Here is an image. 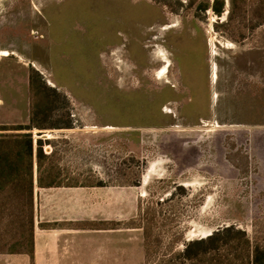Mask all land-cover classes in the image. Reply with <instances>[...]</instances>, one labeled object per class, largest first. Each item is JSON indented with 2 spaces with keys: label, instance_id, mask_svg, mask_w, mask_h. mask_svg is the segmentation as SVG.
Masks as SVG:
<instances>
[{
  "label": "rangeland",
  "instance_id": "374dc122",
  "mask_svg": "<svg viewBox=\"0 0 264 264\" xmlns=\"http://www.w3.org/2000/svg\"><path fill=\"white\" fill-rule=\"evenodd\" d=\"M213 1L0 0V126L47 140L57 182L98 186L117 264H179L229 225L264 248V0ZM31 79L56 92L39 108ZM18 196L0 192V250L29 249Z\"/></svg>",
  "mask_w": 264,
  "mask_h": 264
},
{
  "label": "crops",
  "instance_id": "0c3cea01",
  "mask_svg": "<svg viewBox=\"0 0 264 264\" xmlns=\"http://www.w3.org/2000/svg\"><path fill=\"white\" fill-rule=\"evenodd\" d=\"M243 52L250 55V60L244 61L245 68H253L256 76L261 48L257 52L256 46L249 47ZM36 177L37 173L33 187L32 252L0 250V264H98L100 259L117 264L122 253L118 248L113 253V238L98 236V186L40 187ZM137 246L141 249L140 242Z\"/></svg>",
  "mask_w": 264,
  "mask_h": 264
},
{
  "label": "trees",
  "instance_id": "16d2710c",
  "mask_svg": "<svg viewBox=\"0 0 264 264\" xmlns=\"http://www.w3.org/2000/svg\"><path fill=\"white\" fill-rule=\"evenodd\" d=\"M211 5L212 10L219 14L221 5ZM32 94L38 98L36 107L40 101H51L50 96L56 95L54 89H50L44 82L36 83L32 79L29 82ZM33 116V113H32ZM33 119V118H32ZM30 126L13 125L12 127L0 126V131L13 130L14 132H0V192L13 190L20 194L18 205L23 207L20 217L27 223L28 233L22 235L18 243H29V249H8L20 252H32L33 238V169L36 166V184L40 187L59 186L57 182V169L51 165L43 167V160L47 158L44 153L43 143L47 140L33 139ZM35 141V142H34ZM100 185V184H99ZM25 213V214H24ZM27 215V217H26ZM240 250V253H224L225 249ZM179 264H264V248L253 245L242 229L232 225L218 228L199 239L187 240L184 249L177 253ZM239 262H236V260Z\"/></svg>",
  "mask_w": 264,
  "mask_h": 264
}]
</instances>
